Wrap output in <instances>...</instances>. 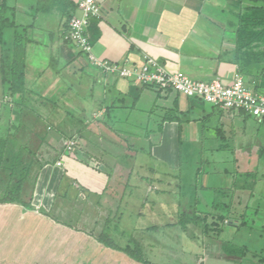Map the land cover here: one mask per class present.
<instances>
[{
    "label": "crops",
    "instance_id": "obj_1",
    "mask_svg": "<svg viewBox=\"0 0 264 264\" xmlns=\"http://www.w3.org/2000/svg\"><path fill=\"white\" fill-rule=\"evenodd\" d=\"M96 1L102 13L86 28L96 60L150 55L227 85L243 69L264 94V63L236 47L253 0ZM0 14L10 24L0 33V264H171L181 233L184 264H264V137L251 116L106 72L66 39L79 0H0ZM3 51L24 67L23 91L3 81ZM182 155L214 166L201 187L212 202L194 201L201 167L182 174ZM112 171L127 178L121 191L109 188ZM186 176L187 188L170 182Z\"/></svg>",
    "mask_w": 264,
    "mask_h": 264
},
{
    "label": "built area",
    "instance_id": "obj_2",
    "mask_svg": "<svg viewBox=\"0 0 264 264\" xmlns=\"http://www.w3.org/2000/svg\"><path fill=\"white\" fill-rule=\"evenodd\" d=\"M79 6L84 15L83 17L73 16L69 20L66 39L77 49L89 54L91 61L106 72H117L121 77L153 86L163 92L173 90L186 97L200 99L212 106L264 119V94L252 89L240 72L235 75L233 82L227 85L220 79L198 80L182 70L171 71L165 64L150 55L144 56L141 65H134L129 60L122 64L96 60L92 55V46L86 35V28L90 17H99L102 8L96 0H79Z\"/></svg>",
    "mask_w": 264,
    "mask_h": 264
},
{
    "label": "trees",
    "instance_id": "obj_3",
    "mask_svg": "<svg viewBox=\"0 0 264 264\" xmlns=\"http://www.w3.org/2000/svg\"><path fill=\"white\" fill-rule=\"evenodd\" d=\"M253 2L252 5L247 6L243 12L238 14L240 25L237 30L236 47L237 51L243 54L242 56H246L242 58L244 62H255L260 65L264 63V0H253ZM8 25L10 26L9 23L2 20V15L0 14V33ZM242 70L240 69L239 71L243 73ZM23 71L24 67L22 64L17 60H12L9 52L3 51L2 79L4 82L11 84V89L14 93L24 90L20 87V83H23L24 78ZM5 148L6 140L0 138V166L4 161ZM217 221L227 225L228 219L222 215L217 218ZM217 221L215 220L210 224L207 223L208 228L213 229V226L219 225Z\"/></svg>",
    "mask_w": 264,
    "mask_h": 264
},
{
    "label": "rangeland",
    "instance_id": "obj_4",
    "mask_svg": "<svg viewBox=\"0 0 264 264\" xmlns=\"http://www.w3.org/2000/svg\"><path fill=\"white\" fill-rule=\"evenodd\" d=\"M231 14L233 15V14H235L234 12H231ZM74 48H75V50L77 51V47H75L74 46ZM78 52V51H77ZM244 76V79H245V82L250 86V87H252L251 85H250V83L248 82V80H247V76L246 75H243ZM190 100H199V101H201L202 103H204V104H206V105H209L210 106V104H208V103H205L204 101H202V100H200V99H197V98H190ZM256 118H255V116H251L250 117V119H248V124L249 125H252V122H255V124L257 125V128H256V131H260L259 132V134H258V138L257 139H259V141L260 142H263V140H262V137H264V122L263 123H259V122H257L256 120H255ZM261 149V146L259 145V148L258 149H256V152H258L259 150ZM253 152H255V150H252ZM207 156H200V155H190V156H186V155H182L179 159L180 160H186V159H188V162H186L185 164L186 165H188L186 168H190L191 169V171L188 169V170H186L185 172H183V170L181 169V173L183 174L184 173V175H185V173H190L191 174V172H192V168H193V166L195 165L196 166V169L198 168V167H201V169H200V175H199V183L196 185V187H195V189H194V193H193V199H194V201L195 200H197V201H202V200H204V199H206V200H210L211 202H212V200H213V197H212V195L210 194V193H206L205 192V190H203L201 187L203 186V185H207V184H209L210 182V179H212L213 177H211L210 176V178L209 179H207L205 176H208L207 175V173H208V171H203L202 172V170L203 169H205V170H213V167L214 166H209L207 163H206V161H205V158H206ZM223 157V156H222ZM240 161H242V159L240 160ZM235 165H236V163H233V165H232V167H233V169L235 168ZM218 167H223V165H220V164H218L217 165ZM260 166H262V165H260ZM237 167H240V169H242L243 171L245 170V169H247V170H250V171H254L255 172V175L257 176L258 175V171H260L259 173H261V168L259 167H257V166H254V165H252V164H247V165H244L243 163H239L238 165H237ZM218 169V168H217ZM210 170V171H211ZM264 170V169H263ZM110 174H111V176H112V180H111V182H110V187L109 188H112V192L113 191H121V189L123 188V187H120L119 186V183H118V181H122L123 182V180L125 179H127V178H124V177H119L118 176V174H124V172H119V171H112V172H109ZM172 174L173 175H176L177 174V172L175 171V172H172ZM215 174H217V175H221L220 173H212L211 175H213V176H216ZM190 177H185V180H184V182H179L178 181V179H176L175 180V182L173 181V180H170V182L173 184H175V183H177L178 185L179 184H184V185H187L186 186V188L188 187V185H189V183L191 182V180L189 179ZM127 181V180H126ZM125 182V181H124ZM115 184V185H114ZM113 185H114V187H113ZM185 188V187H184ZM256 189H257V185H256ZM195 190H196V193H195ZM32 209V211L34 210V208H31ZM197 210L198 211H200V210H203V209H201V207H200V205L199 204H197ZM151 216H153V217H155L154 215H151ZM153 221H155V222H157V223H159V224H163V222H162V220L160 219V218H157V219H154L153 218ZM228 226H230V225H225V227H228ZM48 227H51V226H48ZM192 227V226H191ZM193 228V227H192ZM171 231H173V229L171 230ZM170 231V232H171ZM251 235V236H253L252 235V232L251 231H248L247 233H246V236H248V235ZM179 236L180 237H177V240H176V242H171L170 243V245L172 246L170 249H172L173 250V252L175 253V255H177V256H182V253L183 252H185L184 250H183V248H182V242H183V238L185 237L186 238V236L185 235H183L182 233L181 234H179ZM210 236L211 237H216V236H213L212 234H210ZM167 238V237H166ZM185 238H184V240H185ZM169 239V238H168ZM180 257H178V258H180ZM178 258H176V256H174V258L173 259H171L170 261H168V262H171V264H184V262H182V260H179ZM181 259V258H180ZM164 260H165V262H166V258H164ZM167 260H169V259H167ZM212 263H215L214 261H209V264H212ZM208 264V263H207ZM215 264H217V263H215ZM218 264H220V263H218ZM221 264H228V263H221Z\"/></svg>",
    "mask_w": 264,
    "mask_h": 264
}]
</instances>
